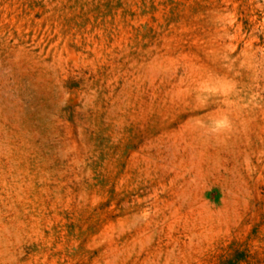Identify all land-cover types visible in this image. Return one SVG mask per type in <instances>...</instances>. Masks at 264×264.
Wrapping results in <instances>:
<instances>
[{"label":"rangeland","instance_id":"374dc122","mask_svg":"<svg viewBox=\"0 0 264 264\" xmlns=\"http://www.w3.org/2000/svg\"><path fill=\"white\" fill-rule=\"evenodd\" d=\"M0 264H264V0H0Z\"/></svg>","mask_w":264,"mask_h":264},{"label":"clouds","instance_id":"9594fccd","mask_svg":"<svg viewBox=\"0 0 264 264\" xmlns=\"http://www.w3.org/2000/svg\"><path fill=\"white\" fill-rule=\"evenodd\" d=\"M258 7H259V5H258ZM231 17H232V20H231V22H235V16H234V14H229ZM235 88V84H233L232 85V89H234ZM230 126V124H229V121L227 120V118H225L224 120H221V121H217L216 123H215V127L216 128H218V129H220V128H226V127H229Z\"/></svg>","mask_w":264,"mask_h":264}]
</instances>
